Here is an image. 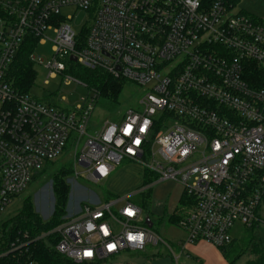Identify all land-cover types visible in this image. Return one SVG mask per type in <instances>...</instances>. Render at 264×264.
<instances>
[{
	"label": "built area",
	"instance_id": "1",
	"mask_svg": "<svg viewBox=\"0 0 264 264\" xmlns=\"http://www.w3.org/2000/svg\"><path fill=\"white\" fill-rule=\"evenodd\" d=\"M193 4L0 0V264H41L38 243L75 264L97 263L125 250L144 251L150 243L166 244L132 200L137 193L79 206L58 226L36 235L14 233L5 225L6 208L69 143L76 177L83 167L89 179L99 182L126 160L140 164L143 175L154 179L140 192L166 180L182 185L177 225L185 237L177 243L178 253L166 244L174 264L188 245H229L237 223L249 228L258 221L264 195V87L251 77L255 67L264 69V20L237 11L239 3L230 0ZM64 7L86 10L90 23L76 33L69 24L72 16H60ZM28 37L37 39V45L52 42L53 57L45 64L35 50L30 55L33 63L44 64L50 78L63 75L67 83L87 86L68 72V61L76 63L141 87L138 106L119 121L106 120L93 129L90 119L99 98L95 89L89 88L71 108L21 92L7 74ZM145 119L150 123L141 133ZM133 121L131 135L124 136L121 129ZM110 126L116 127L111 143L103 139ZM136 137L142 140L139 147L133 145ZM130 146L134 155L126 151ZM99 164L107 167L106 177L97 171ZM128 206L136 211L133 218L124 214ZM97 213L103 215L95 219ZM88 222L94 231L87 230ZM101 225L111 235L104 237ZM128 232L144 233L143 244L129 242ZM109 242L117 243L115 251L106 250ZM87 249L94 250V258H83Z\"/></svg>",
	"mask_w": 264,
	"mask_h": 264
},
{
	"label": "rangeland",
	"instance_id": "2",
	"mask_svg": "<svg viewBox=\"0 0 264 264\" xmlns=\"http://www.w3.org/2000/svg\"><path fill=\"white\" fill-rule=\"evenodd\" d=\"M236 10L247 12L264 20V0H241ZM60 16L64 18L72 16L69 24L76 33H80L84 26L90 23L89 12L76 7L62 8ZM48 36L53 37V33L49 31ZM34 55L37 58H42L44 64L51 60L53 57L52 42L47 40L44 44L37 45ZM43 63H33L35 77L29 89L30 95L41 100L53 97L63 107L71 108L89 94V87L83 83L75 81L67 83L63 75L50 78L48 76L49 70L44 67ZM45 80H48V83H45ZM142 92L141 87L126 83L115 109L108 110L101 103H98L90 119L92 128L101 127L106 120L119 121L120 116L128 109H135L138 106ZM63 97L66 100L64 103L61 102ZM73 150L74 146L69 143L62 156L55 161L53 167L46 168L47 172L44 176L35 175L28 188L6 208L3 217L7 220L13 218L22 211L24 200L31 198L35 211L43 219H48L52 215L55 203V195L52 191V174L58 168L65 167L69 170L67 182L70 185L68 213H73L79 206L82 207L84 204L110 201L112 200L110 199L111 196L126 197L137 193L132 197V200L141 206L143 215L150 217L152 220V231L162 238L175 253H178L177 243L184 237L185 231L169 220L171 214L179 207V198L183 192V187L178 181L166 180L155 183L150 189L140 192L142 188L147 186L142 187L145 181H154V179L147 174H145L146 176L141 175L143 167L140 164L126 160L116 165L115 170L117 172L113 180V177H108L95 182L87 177L83 167H78L80 175L76 177ZM111 180L112 182L109 183ZM115 191H120V193L116 194ZM148 193L150 197H148ZM138 198L148 201L147 205L140 204ZM255 224H258L257 227H255ZM233 236L238 239L239 243H247L246 252L236 264H243L248 259L253 258L255 248L263 249L264 206L261 209L258 221L249 228L237 223L233 229ZM166 244L163 242L150 243L144 251L125 250L117 256L98 264H174L172 251ZM179 264H185L184 257L179 259Z\"/></svg>",
	"mask_w": 264,
	"mask_h": 264
},
{
	"label": "trees",
	"instance_id": "3",
	"mask_svg": "<svg viewBox=\"0 0 264 264\" xmlns=\"http://www.w3.org/2000/svg\"><path fill=\"white\" fill-rule=\"evenodd\" d=\"M234 3H239L241 0H230ZM87 29L84 30L85 36ZM37 45V39L28 37L22 44L19 52L17 53L14 61L12 62L7 78L13 85L21 92L29 93V89L33 83L35 74L33 70V62L30 59V55L33 53ZM68 72L77 77L82 82L86 83L89 88H93L99 92L98 103H101L104 108L113 110L118 106V99L122 92V89L126 82L124 80L115 79L101 71H94L86 69L76 63L68 61ZM251 79L256 78L258 84L264 87V69L255 67L253 70ZM46 103L53 106H60L59 103L53 97H48L43 100ZM55 162L48 163L45 170L39 173L42 177L46 174V168H52ZM69 170L65 167L58 168L55 173L52 174V190L55 195L54 211L52 216L48 220H44L42 216L34 209V204L31 198H27L24 201V206L21 212L15 215L13 218L6 221L5 225L9 226L12 232H28L32 235L39 234L43 231H47L58 226L62 223V218L67 215V205L69 201L70 185L67 182ZM150 175L149 173H146ZM38 175V174H37ZM146 176V175H145ZM151 177V176H150ZM152 180L148 181L151 182ZM145 181L144 184H148ZM148 197L150 194L148 193ZM116 196H111L110 199H114ZM140 204L147 205L148 201L143 198H138ZM184 198L181 197L179 203H183ZM140 206V205H139ZM264 206V195H263ZM141 207V206H140ZM262 207L259 208V214ZM179 216L177 209L171 214L169 220L177 225ZM256 225V226H255ZM254 226L257 227L258 224ZM55 240H53L54 242ZM247 243H239L238 239L234 237L229 245L220 247L224 257L230 264L237 262L246 252ZM37 257L41 264H75L69 259L58 255L51 247H46L44 243L36 244ZM253 258L248 259L244 264H264V248L254 249ZM102 262V261H100ZM97 263H83V264H98Z\"/></svg>",
	"mask_w": 264,
	"mask_h": 264
},
{
	"label": "clouds",
	"instance_id": "4",
	"mask_svg": "<svg viewBox=\"0 0 264 264\" xmlns=\"http://www.w3.org/2000/svg\"><path fill=\"white\" fill-rule=\"evenodd\" d=\"M189 4H193V0H188ZM196 4H193V7H195ZM135 123V121H133L132 123H128L126 124L125 127H123L121 129V132L123 133L124 136H130L132 131H133V124ZM150 121H148L147 119H145L143 126H141L140 128V132L141 133H145L147 126L149 125ZM116 132V127L115 126H110V128L108 129L107 133L105 134V136L103 137V139L106 142L111 143L112 142V137ZM118 145L122 144L123 141L122 140H118L117 141ZM142 143V140L140 137H136L133 140V145H135L136 147H139L140 144ZM126 151L129 154L134 155V148L132 146L128 147L126 149ZM97 171L99 172V174L101 176H107L108 175V169L104 164H99L97 167ZM124 214L129 217V218H133L136 215V211L135 209H133L131 206H128L125 208L124 210ZM102 213H97L96 216L94 217L95 219H98L102 216ZM86 228L88 231H94L95 230V225L91 222H88L86 225ZM100 231L103 234L104 237H108L109 235H111V232L108 228L107 225H101L100 226ZM126 239L131 242V243H138V244H143L144 242V233L139 232V233H133V232H128L126 235ZM105 248L108 252H112L115 251L117 248V243L116 242H109L108 244L105 245ZM94 250L93 249H87L83 252V258L86 259H92L94 258Z\"/></svg>",
	"mask_w": 264,
	"mask_h": 264
},
{
	"label": "crops",
	"instance_id": "5",
	"mask_svg": "<svg viewBox=\"0 0 264 264\" xmlns=\"http://www.w3.org/2000/svg\"><path fill=\"white\" fill-rule=\"evenodd\" d=\"M116 172L117 170H115L109 176L111 178L113 177L112 180L114 179V175H116ZM141 175H143V172L141 173ZM112 180L109 183H111ZM115 192H117L116 194L120 193V191ZM181 257L185 258V264H230L228 260L224 257L220 248L214 246L213 244L207 241H199L195 244L188 245ZM236 263L237 262H235L234 264Z\"/></svg>",
	"mask_w": 264,
	"mask_h": 264
},
{
	"label": "water",
	"instance_id": "6",
	"mask_svg": "<svg viewBox=\"0 0 264 264\" xmlns=\"http://www.w3.org/2000/svg\"><path fill=\"white\" fill-rule=\"evenodd\" d=\"M70 59L73 60V61L76 60V58H75L74 56H71ZM145 221H146V224L148 225V227H150V228L153 227V222H152V220L150 219V217L147 216L146 219H145Z\"/></svg>",
	"mask_w": 264,
	"mask_h": 264
}]
</instances>
